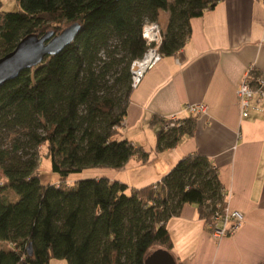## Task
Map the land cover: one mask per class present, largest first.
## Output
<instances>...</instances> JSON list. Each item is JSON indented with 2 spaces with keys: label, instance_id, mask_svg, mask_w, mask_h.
<instances>
[{
  "label": "trees",
  "instance_id": "trees-1",
  "mask_svg": "<svg viewBox=\"0 0 264 264\" xmlns=\"http://www.w3.org/2000/svg\"><path fill=\"white\" fill-rule=\"evenodd\" d=\"M217 1L16 0L17 10L0 11V55L26 33H57L80 23L63 49L0 85V126L8 130L9 141L0 146V264H49L52 257L65 258L67 264H144L155 246L171 252L165 221L184 203L196 206L208 229L210 213L225 205L223 185L217 167L196 151L139 187L106 174L73 183L67 177L91 166L120 169L133 156L147 160L149 151L120 131L132 90L130 64L146 48L141 25L144 19L157 21L159 9H165L158 49L171 55L187 38L189 19ZM112 39L123 48L121 57ZM124 58L114 79L123 81L122 95L98 93L99 80ZM258 75L253 67V86ZM165 120L154 115L150 121L160 123L156 151L174 146L185 132L191 134L195 117L182 118L166 130ZM25 144L47 148L57 181L40 180L35 157L21 152ZM8 193L18 198L8 199Z\"/></svg>",
  "mask_w": 264,
  "mask_h": 264
},
{
  "label": "crops",
  "instance_id": "crops-1",
  "mask_svg": "<svg viewBox=\"0 0 264 264\" xmlns=\"http://www.w3.org/2000/svg\"><path fill=\"white\" fill-rule=\"evenodd\" d=\"M251 64L264 78V0H219L189 19L180 50L162 56L129 94L120 131L145 149L147 137L156 138L160 127L158 122L150 124L154 115L188 117L184 106L189 102H204L207 110L195 116L191 134H181L172 147L154 150L157 178L146 169L126 178L108 176L139 187L158 180L182 155L196 151L217 167L229 207L244 215L234 232L217 239L205 229L196 206L184 203L165 221L171 252L181 264L264 261V97L261 109L241 116L235 92ZM129 160L122 168L142 166L134 162L128 167Z\"/></svg>",
  "mask_w": 264,
  "mask_h": 264
},
{
  "label": "built area",
  "instance_id": "built-area-1",
  "mask_svg": "<svg viewBox=\"0 0 264 264\" xmlns=\"http://www.w3.org/2000/svg\"><path fill=\"white\" fill-rule=\"evenodd\" d=\"M162 27L156 20L144 19L141 25V35L145 40L146 48L143 53L134 58L130 64V85L136 87L145 71L155 65L163 56L158 46L162 40ZM180 50V49H179ZM178 50V51H179ZM177 51V52H178ZM178 61V58L176 57ZM254 65H249L245 70L242 79L236 86L235 92L241 107V116H247L250 110H259V102L264 97V78L261 75L256 77L257 84L253 86L250 82V70ZM184 108L192 116L205 113L207 105L204 102H189ZM166 119L162 124L163 129H169L182 122L176 113L164 116ZM123 125V122H122ZM222 193L225 205L221 210L219 205L210 213L206 222L207 231L214 238H221L234 232L242 223L244 215L242 211L229 207L227 203L228 190L223 186ZM208 202V201H207Z\"/></svg>",
  "mask_w": 264,
  "mask_h": 264
},
{
  "label": "rangeland",
  "instance_id": "rangeland-1",
  "mask_svg": "<svg viewBox=\"0 0 264 264\" xmlns=\"http://www.w3.org/2000/svg\"><path fill=\"white\" fill-rule=\"evenodd\" d=\"M19 8L18 3L16 0H1V5H0V11H8V10H17ZM168 13L165 9H159L158 11V23L163 27L166 19H167ZM111 45H115L116 48V55L118 57H121L124 55V50L119 44V41L117 39H112L111 40ZM101 56L104 58L105 53L101 52ZM125 58L123 59V62L117 63L116 65L114 64L109 70L106 71L104 76L99 80L100 84V90L98 93H107L110 94L114 97H118L122 95L124 91V84L123 81H116L115 82V77L120 73L121 67L124 64ZM101 64V62H100ZM83 107H80L81 111ZM7 133L8 130L0 126V146H3L5 144H8V139H7ZM19 134V133H18ZM20 135H23L20 133ZM22 137V136H21ZM147 142L146 144V149L149 151L148 158L144 162H141L136 156H134V159H130L128 162V167L131 166L130 164H133L136 162L140 166V168H121V169H113L111 167H101V166H91L84 168L81 172L77 173H71L68 177L67 180L69 183H73L74 180L79 179V178H86V177H93V176H98V175H109L113 176L115 173L121 177V178H126L124 177L125 175L130 176L135 172H139L141 169L142 171H145L146 169L151 175L152 173L156 174L153 175V179L157 178V154L155 153L154 150H156V138L152 139L151 136L147 137ZM27 146H23L21 152L26 153V154H32L35 157L36 160V168L35 172L39 175V178L42 182H48V181H57L58 180V174L51 169V161L50 158L47 156V148L42 145V146H29L28 144H25ZM133 158V157H132ZM4 196H7L8 199L15 200L18 198V194L12 193L10 196L9 193L5 194ZM157 246L153 247L152 249H156ZM49 264H67V260L65 258H56L52 257L49 260Z\"/></svg>",
  "mask_w": 264,
  "mask_h": 264
},
{
  "label": "water",
  "instance_id": "water-1",
  "mask_svg": "<svg viewBox=\"0 0 264 264\" xmlns=\"http://www.w3.org/2000/svg\"><path fill=\"white\" fill-rule=\"evenodd\" d=\"M79 28L80 23L74 21L57 33L47 30L42 34L29 32L23 35L11 50L0 55V85L15 77L22 69L32 67L46 56L63 49L74 39ZM144 264H176V261L169 250L156 248L145 257Z\"/></svg>",
  "mask_w": 264,
  "mask_h": 264
}]
</instances>
